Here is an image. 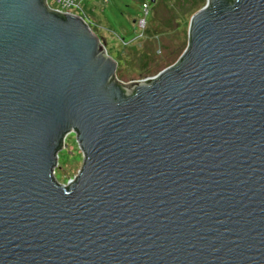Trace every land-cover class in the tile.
<instances>
[{
  "label": "water",
  "instance_id": "obj_1",
  "mask_svg": "<svg viewBox=\"0 0 264 264\" xmlns=\"http://www.w3.org/2000/svg\"><path fill=\"white\" fill-rule=\"evenodd\" d=\"M117 68L81 17L0 0V264H264V0H206L175 63Z\"/></svg>",
  "mask_w": 264,
  "mask_h": 264
},
{
  "label": "rangeland",
  "instance_id": "obj_2",
  "mask_svg": "<svg viewBox=\"0 0 264 264\" xmlns=\"http://www.w3.org/2000/svg\"><path fill=\"white\" fill-rule=\"evenodd\" d=\"M81 5L92 22L91 28L104 44L107 53L118 63L119 80L129 83L157 75L175 63L188 44V28L194 14H179L178 26L168 30L153 15V0H82ZM149 5L146 14L144 3ZM49 3L56 7L53 0ZM206 3V1H205ZM205 3L203 5H205ZM153 35L138 38L140 20ZM176 24V25H177ZM146 26V27H147ZM149 51L153 62L143 67L141 57ZM117 74V73H116ZM84 154L75 133L67 135L58 152L54 175L61 184L74 179L82 168Z\"/></svg>",
  "mask_w": 264,
  "mask_h": 264
},
{
  "label": "trees",
  "instance_id": "obj_3",
  "mask_svg": "<svg viewBox=\"0 0 264 264\" xmlns=\"http://www.w3.org/2000/svg\"><path fill=\"white\" fill-rule=\"evenodd\" d=\"M205 1L206 0H153V15L163 27L168 30H172L175 26H178L176 21L179 17V14L192 15L204 6L203 4ZM144 35L149 37L150 35H153L151 33V29L148 26L144 30ZM141 59L144 61L143 67L145 68L153 62L149 51L143 52ZM118 72L120 71L117 69V77L122 76V74Z\"/></svg>",
  "mask_w": 264,
  "mask_h": 264
},
{
  "label": "built area",
  "instance_id": "obj_4",
  "mask_svg": "<svg viewBox=\"0 0 264 264\" xmlns=\"http://www.w3.org/2000/svg\"><path fill=\"white\" fill-rule=\"evenodd\" d=\"M56 4V7L52 6L49 3V0H46V4L50 9H53L55 11H58L60 13H65V14H73V15H77L79 17H81L85 23L91 28V24L92 22L89 20L87 14L85 13L82 5H81V1L82 0H53ZM144 10L145 13L147 14L149 11V5L145 2L144 3ZM139 26L141 27V32L138 36V38L143 37L144 35V30L146 28V22L145 19L140 20L139 22ZM92 29V28H91ZM67 136H65L64 141L66 139Z\"/></svg>",
  "mask_w": 264,
  "mask_h": 264
}]
</instances>
